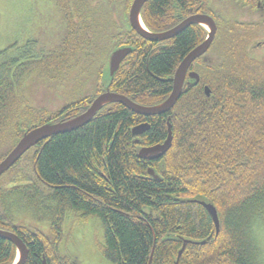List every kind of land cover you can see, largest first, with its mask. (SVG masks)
Segmentation results:
<instances>
[{
  "label": "trees",
  "instance_id": "1",
  "mask_svg": "<svg viewBox=\"0 0 264 264\" xmlns=\"http://www.w3.org/2000/svg\"><path fill=\"white\" fill-rule=\"evenodd\" d=\"M107 1L113 0H52L63 23L60 43L8 62L0 78V162L30 128L74 118L108 90L146 107L162 103L179 65L208 37L193 25L174 39L146 41L128 23L134 0H125L127 25L116 32ZM215 5L150 0L141 11L153 33L198 14L217 25L211 48L190 67L199 83L187 79L172 111L144 117L107 105L85 127L41 142L0 178V230L26 244V264H81L64 250L72 215L100 219L101 249L112 264H264L254 231L264 225V0ZM124 46L133 51L113 79L102 66L96 71L94 65ZM85 66L95 70L96 84L76 100L65 88ZM59 90L67 98L54 108L45 93ZM142 124L150 129L133 136ZM169 124L171 150L160 161L140 160L139 149L166 141ZM23 162L30 170L24 177ZM196 201L216 207L218 235ZM185 240L191 243L178 260ZM16 255L14 245L0 239V264H13Z\"/></svg>",
  "mask_w": 264,
  "mask_h": 264
},
{
  "label": "water",
  "instance_id": "2",
  "mask_svg": "<svg viewBox=\"0 0 264 264\" xmlns=\"http://www.w3.org/2000/svg\"><path fill=\"white\" fill-rule=\"evenodd\" d=\"M150 0H134L130 12H129V24L133 31H135L140 37L149 42L160 43L171 39H174L179 34L184 32L187 28L193 25H199L203 27L207 33V39L193 51H191L182 63L179 65L174 77L169 81L173 83L172 92L169 97L162 103L155 106H142L137 104L134 100L120 94L110 92L109 90L99 95L92 104L86 109L85 112L80 115L61 122H50L44 125L35 126L27 130L16 146L7 154V156L0 162V178L9 172L31 149L38 146L41 142L57 136L73 131H77L86 125L90 124L95 116L105 106L110 104H120L129 109L135 114L144 117H155L168 114L175 107L177 102L182 96L183 88L186 78H190L195 81V84L199 83V75L195 72H189L191 65L198 59L204 57L212 43L214 42L217 25L215 20L209 15H192L183 20L179 25L162 33L150 32L144 25L141 17V11L144 5ZM130 47H120L109 56L107 62V74L109 79H113L119 70L123 61L132 53ZM191 85V84H190ZM207 96H210V91L205 88ZM150 129L148 124H142L135 127L132 130V134L135 137H140ZM138 143V140L136 141ZM173 144V135L171 125H168V138L162 144H157L151 147H142L138 151V158L144 161H160L171 150ZM149 175L158 180V176L154 173V170L150 168ZM203 206L210 214L215 227L216 235L220 232V219L216 207L212 203L206 201H196ZM0 239L9 241L14 245L17 251L16 259L13 264H26L29 251L26 244L15 234L7 231L0 230ZM191 243L188 240L184 241L183 247L179 252V258L184 253L186 246ZM204 244V243H202ZM153 256V255H152ZM178 263V262H177ZM46 264V262H44Z\"/></svg>",
  "mask_w": 264,
  "mask_h": 264
},
{
  "label": "rangeland",
  "instance_id": "3",
  "mask_svg": "<svg viewBox=\"0 0 264 264\" xmlns=\"http://www.w3.org/2000/svg\"><path fill=\"white\" fill-rule=\"evenodd\" d=\"M210 6L216 9L215 0H210ZM55 12L52 0H0V78L8 62L23 52L34 48H54L60 43L58 35L62 32L63 23L58 22ZM111 54L94 65L96 71L97 67L102 66L107 72ZM92 69V66H85L83 70L77 68L73 72L75 81L72 82V88H65V92L73 94L76 100L88 97L91 86L97 80V74ZM83 85L86 86L85 90L82 93L76 92L78 88L84 89ZM65 92L59 90L51 96L46 92L45 99L49 98L48 104L58 108L65 103ZM18 169L23 177L24 173H30L26 162L21 163ZM43 229H47V226ZM254 231L264 255V225H256ZM64 232V250L77 256L81 264H112L101 249L104 233L99 218L89 216L80 221L77 215H72L65 222Z\"/></svg>",
  "mask_w": 264,
  "mask_h": 264
},
{
  "label": "flooded vegetation",
  "instance_id": "4",
  "mask_svg": "<svg viewBox=\"0 0 264 264\" xmlns=\"http://www.w3.org/2000/svg\"><path fill=\"white\" fill-rule=\"evenodd\" d=\"M107 4L111 5L110 12L108 14V21L110 22V26L114 27L119 32H122L126 28V25H127L126 1L125 0H121V1L113 0V1H111V3H109L107 1ZM118 10L120 11V13H117ZM129 12H130V10H129ZM128 23H129V13H128ZM58 37H59V35H58ZM189 72H191V70H189ZM187 79H188V77L186 78L185 85L187 84ZM88 107L89 106H86V109Z\"/></svg>",
  "mask_w": 264,
  "mask_h": 264
}]
</instances>
